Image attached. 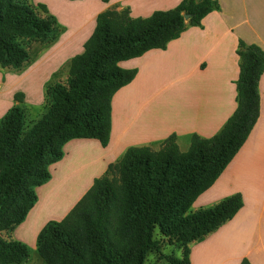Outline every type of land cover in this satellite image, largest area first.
<instances>
[{"label": "trees", "instance_id": "obj_1", "mask_svg": "<svg viewBox=\"0 0 264 264\" xmlns=\"http://www.w3.org/2000/svg\"><path fill=\"white\" fill-rule=\"evenodd\" d=\"M218 11L217 0H182L147 18H131L128 9L100 13L83 52L68 61L66 82L55 81L56 72L44 85L43 117L26 127L24 94L13 95L17 104L0 119V231H5V238L0 237V264L22 262L29 255L28 247L12 234L37 203L33 188L51 180L48 171L36 165L61 161L62 148L72 140H96L107 147L112 98L137 75V70L118 64L151 50H165L188 27L200 28L206 16ZM63 32L46 6L31 0H0V68L20 73ZM235 52L237 107L220 132L206 139L192 135L186 152L179 150L175 135L157 151L148 146L128 148L105 175L93 180L61 221H50L41 229L36 243L46 263L52 258L55 264H144L159 245L154 239L158 229L162 239L183 247L180 259L164 257L166 262L190 264L188 244L204 241L234 218L243 206L240 194L187 213L234 159L260 116L264 51L238 41ZM90 99L92 108L82 111ZM240 264L250 263L244 258Z\"/></svg>", "mask_w": 264, "mask_h": 264}, {"label": "crops", "instance_id": "obj_2", "mask_svg": "<svg viewBox=\"0 0 264 264\" xmlns=\"http://www.w3.org/2000/svg\"><path fill=\"white\" fill-rule=\"evenodd\" d=\"M164 1L31 0L34 5L46 6L64 32L25 70V75L40 70L36 73H40L38 82L42 91L65 62L83 52V44L93 33L100 13L128 9L131 18H147L155 11L175 8L182 0H168L172 6L159 10L158 7L166 5ZM242 1L251 13V21L247 15L243 23H231L220 5V11L206 16L200 28L188 27L165 50H151L118 64L125 70H137V75L112 98L107 147L102 148L96 140H72L64 146V153L70 146V153L75 150L73 154H78L81 144H91L98 153L90 165L96 175L86 177L74 200L66 201L56 214L76 203L93 180L104 174L109 165L117 163L128 148L148 146L157 151L165 139L175 135L179 150L186 152L192 135L206 139L220 132L237 107L235 82L239 67L235 51L238 41L264 51V0H248V4L247 0ZM72 22L75 33L66 38ZM258 91L260 116L247 141L214 185L192 205L202 200L217 203L234 194L242 197L243 206L234 218L208 237L225 258L220 264H240L244 258L250 264H264V72ZM163 99L170 101L164 104ZM63 159L54 165L65 164ZM35 210L34 206L22 226ZM41 215L36 213L33 220V225L40 223L38 229L46 221L41 224ZM234 253L238 254L233 256ZM192 255L190 250V264H195ZM205 264H210L208 259Z\"/></svg>", "mask_w": 264, "mask_h": 264}, {"label": "rangeland", "instance_id": "obj_3", "mask_svg": "<svg viewBox=\"0 0 264 264\" xmlns=\"http://www.w3.org/2000/svg\"><path fill=\"white\" fill-rule=\"evenodd\" d=\"M225 11V15L229 16V21L231 23H243L245 16L248 15L249 20L252 18L251 13L244 8V1L242 0H217ZM166 5H161L158 7L159 10H164L170 8L172 3H169L168 0L164 1ZM248 4V0H247ZM55 18H57L55 16ZM250 20V21H251ZM58 22V21H57ZM59 23V22H58ZM62 24V23H61ZM69 25V23H66ZM63 25V24H62ZM65 26V25H63ZM66 27V26H65ZM71 29H68V35L66 38H70L74 35L76 27L72 22L70 25ZM47 50L46 52H48ZM44 52V53H46ZM68 61V60H67ZM66 63V62H65ZM61 66L60 70L57 72V77L55 81H60L61 83L66 82L68 76V62ZM27 69V68H26ZM25 69V70H26ZM25 70L20 73L12 72L9 70H3L0 68V119L17 103L13 101V95L16 93L24 94V101L21 105L25 113V125L30 127L33 123L37 122L41 117L46 113V107L44 102V91L39 88L38 77L40 73H36L40 70H37L34 74L27 73L25 75ZM37 76V78H35ZM28 82V86L26 85ZM169 99H163V103L166 104ZM170 101V100H169ZM168 101V102H169ZM166 102V103H165ZM93 106V101L90 99L82 108V111L90 110ZM81 141L82 140H78ZM65 146V145H64ZM65 157L63 161L65 164L57 167L54 164L49 163L48 161H43L36 165L38 170H47L48 173L52 176V181L39 187L33 188V191L36 193L38 201L35 205L36 210L31 213L30 217L27 219V222L24 226L19 225L13 231L12 237L15 241L25 244L29 249V255L26 260L22 262H14L9 264H55L54 260L49 258V262L46 263L41 257L38 251L36 239L41 231V229L50 221H61L69 211L75 206V204L82 198L69 206L64 208L60 214H56L58 210L62 209L60 206H64V203L69 199L74 200L76 191L81 187V182L86 178L92 175H96L94 171L95 168H92L90 165L93 164L92 161L97 157L98 153L91 144H81V151L78 154L70 153V146L65 148ZM64 152V147L62 148ZM73 154V155H72ZM106 173V172H105ZM105 173L103 175H105ZM109 178L111 177L108 175ZM219 202V201H218ZM217 202V203H218ZM217 203H208L207 200H202L199 204L193 206L187 214H193L201 209L212 208ZM63 204V205H62ZM68 206V205H67ZM30 212V211H29ZM38 213L41 215L40 222L43 225L40 229L39 224L33 225V220L35 214ZM28 215V214H27ZM49 215H53L49 217ZM49 218H48V217ZM27 217V216H26ZM179 217V215H178ZM47 218V219H46ZM1 219V213H0ZM39 221V220H38ZM1 229V228H0ZM38 229V230H37ZM215 233V232H214ZM213 234V233H212ZM210 236V235H209ZM207 236V238L209 237ZM0 237L5 238V231H0ZM206 238V239H207ZM154 239L159 241V245L156 250L150 252L145 260L144 264H168L164 257H175L180 259L182 257L183 247L181 243L170 244L167 240L162 239L159 234V230L154 231ZM200 242L188 244L189 251L191 250L194 257L195 264H205V259L209 260L210 264H220L225 258H223L222 253H218L215 248L212 246L211 238ZM229 255L230 252L228 251ZM238 253H234L233 256ZM228 255V256H229Z\"/></svg>", "mask_w": 264, "mask_h": 264}, {"label": "water", "instance_id": "obj_4", "mask_svg": "<svg viewBox=\"0 0 264 264\" xmlns=\"http://www.w3.org/2000/svg\"><path fill=\"white\" fill-rule=\"evenodd\" d=\"M184 18H185V20H187V19H188V16H187V15H185V16H184Z\"/></svg>", "mask_w": 264, "mask_h": 264}]
</instances>
